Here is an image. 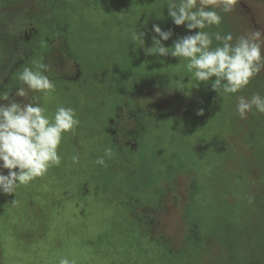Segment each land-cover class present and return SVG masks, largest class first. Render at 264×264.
Wrapping results in <instances>:
<instances>
[{
    "label": "rangeland",
    "instance_id": "1",
    "mask_svg": "<svg viewBox=\"0 0 264 264\" xmlns=\"http://www.w3.org/2000/svg\"><path fill=\"white\" fill-rule=\"evenodd\" d=\"M49 1L0 0V87L14 67L44 64L55 92L37 102L49 113L71 107L80 123L61 141L60 166L13 195L0 193V264H59L62 257L75 264H264V114L253 110L240 119L236 113L238 96H264V70L232 96L211 89L207 102L205 88L150 84L125 103L126 77L159 73L165 56L148 50L153 25L168 31L157 13L167 8L166 0ZM221 15L222 35L231 33L234 42L254 31L264 40V0H238ZM32 26L36 31L25 40ZM133 31L142 34V45L131 40ZM174 32L163 46L193 34L184 26ZM54 35L50 43L42 40ZM68 48L82 64L68 57ZM179 63L176 58V74L185 73ZM33 95L39 96L30 92L23 102ZM141 115L151 122L142 150ZM105 148L114 155L98 166ZM176 152L186 168L173 176ZM140 156L151 161L149 171L142 173ZM194 168L199 170L187 172ZM153 171L157 183L150 186ZM195 188L200 248L188 244L186 211ZM228 229L233 261L214 237L225 238Z\"/></svg>",
    "mask_w": 264,
    "mask_h": 264
},
{
    "label": "clouds",
    "instance_id": "2",
    "mask_svg": "<svg viewBox=\"0 0 264 264\" xmlns=\"http://www.w3.org/2000/svg\"><path fill=\"white\" fill-rule=\"evenodd\" d=\"M237 2L166 0L168 16L173 24L184 26L189 33L196 31L178 38L168 48L162 42L172 37V31L153 25L154 47L148 53L159 56L170 54L179 58L178 65L191 73L197 86L210 83L213 91L225 96L239 93L264 70L261 32L240 36L234 42L231 33L222 35L206 30L219 27L223 19L221 13H230ZM141 35L133 31L130 38L142 45ZM214 40L218 42L216 47H213ZM35 68L24 67L19 73L17 79L23 86L16 89L14 97L9 92L0 93V193L5 195H13L18 188L43 177L51 167L60 166L62 156L58 148L61 141L80 123L71 107L58 106L54 113H49L46 106L37 102L39 99H51L55 84L43 74L46 71L44 64H36ZM30 92L39 96L33 95L29 102L24 103ZM253 110L264 114V96L255 93L248 99L237 97L236 113L240 119H245ZM197 115H203V110H199ZM113 155L111 148H105L103 155L94 163L105 166L106 159H111ZM71 159L76 164L79 155H73ZM4 170H7L6 174ZM248 202L252 203L253 198L249 197ZM59 264H75V261L62 257Z\"/></svg>",
    "mask_w": 264,
    "mask_h": 264
},
{
    "label": "trees",
    "instance_id": "3",
    "mask_svg": "<svg viewBox=\"0 0 264 264\" xmlns=\"http://www.w3.org/2000/svg\"><path fill=\"white\" fill-rule=\"evenodd\" d=\"M48 2H50V1L48 0ZM52 9H53V7H52ZM157 13H158V15L161 16L160 18H163V21L166 24L167 30H171L172 32H174L175 25L173 24L172 20L168 16L167 8L163 6V10L161 12L157 11ZM55 18H56V16H55ZM53 23L54 24H52L51 27L48 29V31H51L52 33L55 32V30L57 29L58 22L56 23V21H55ZM48 31L46 32V34L48 33ZM214 31L222 34L223 33V27L222 26L215 27ZM173 37H176V35H173ZM56 38H57L56 35H54L53 38H48L47 36H42V40L43 41L46 40L47 43H50L51 41L55 40ZM34 39H36V38H34ZM38 39H40V38L38 37ZM37 41H39V40H37ZM167 42H172V41L168 40ZM45 46H46V44H45ZM165 47L171 48L172 45H166ZM67 55L70 59L77 62V64L81 63L78 56L69 48L67 49ZM24 67L25 66L22 65L21 67H14L11 70L9 77L5 80V82L0 87V93L9 92L12 94L16 91V89L18 87L22 86V84L18 81L17 77H18L19 73L23 71ZM175 67H176V58L172 57L169 54L168 56H165L163 58V60L158 64V67H157V72L159 71L158 74H152L153 70L151 69V70H148L146 75H144V76L141 75L138 77L134 73V77H130V78L126 77L125 80L123 79L125 82V85H127V89H128V92H127L128 94H127L125 103H130V98L134 93L140 92L147 85H150V84H158V85L165 87L168 90H180V91L186 90V89L188 90V89L205 88V89H208V91L206 92L207 97H206L205 101L207 102L208 99H212L214 97L213 91L211 90L210 83L209 84L200 83L197 86L196 81L193 78H189L187 80V75H188L187 72L176 74ZM119 82H121V81H118V83ZM117 107H119V106H117ZM140 118L142 121H144L145 125H143L141 127L139 126L137 131H138V135H139L138 138L141 139V142L143 144V141H144L143 138L146 136V133H149L151 130V122L149 120H147V117L144 115H141ZM170 119H172V118H165L164 120H170ZM155 120H157V119H155ZM175 120H176V125H177V123L179 124L183 119L180 118V119H175ZM250 137L252 138L253 136L251 135ZM144 148H145V146L143 144L141 150ZM175 156H176L175 157L176 164L174 165L173 176H175L177 174V172L186 168V166H184V163H181V162H183V160H181L179 158V155L177 152H176ZM140 157L141 158L138 159V161L140 163H142L143 167H144V169H143L144 171L142 173L149 171L148 167H149V163H151V161L149 162L145 156H140ZM165 166L167 168V165H165ZM198 170H199V168H194V169L187 170V172L189 171L191 173L193 171H198ZM170 175L171 174H169V175L164 174V176H167V180L170 179L168 177ZM155 176H156V172L153 171L151 176H150L151 181L148 180V184H150V186L151 185L153 186L155 183H157ZM141 185H146V183H142ZM195 190H196V192H195L196 194L192 196V200L188 204L187 211H186V215H187L188 219L190 220V228H191V237L188 239V244L190 245V247L200 248V247H202L201 245L203 244V241H204V238L201 235L202 231L200 229L201 227L203 228V223L201 222L200 219H198L194 216L196 197L199 194L200 188H195ZM227 231L231 232L229 229ZM229 232L226 233L225 238L220 237L219 234H214V237L221 240L222 245L225 247L226 252L229 254V259L231 261H233L236 251L231 248V240H232L233 236H232V232L231 233H229Z\"/></svg>",
    "mask_w": 264,
    "mask_h": 264
},
{
    "label": "flooded vegetation",
    "instance_id": "4",
    "mask_svg": "<svg viewBox=\"0 0 264 264\" xmlns=\"http://www.w3.org/2000/svg\"><path fill=\"white\" fill-rule=\"evenodd\" d=\"M35 31H36V28L34 26H32L31 29L29 30V32H27L25 34V40H28L30 38V36L35 33ZM45 42H47V41L45 40Z\"/></svg>",
    "mask_w": 264,
    "mask_h": 264
}]
</instances>
